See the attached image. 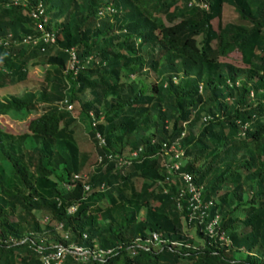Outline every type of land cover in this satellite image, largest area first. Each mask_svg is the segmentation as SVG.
Wrapping results in <instances>:
<instances>
[{
  "label": "trees",
  "instance_id": "16d2710c",
  "mask_svg": "<svg viewBox=\"0 0 264 264\" xmlns=\"http://www.w3.org/2000/svg\"><path fill=\"white\" fill-rule=\"evenodd\" d=\"M5 1L0 39L10 37L0 42V87L25 79L30 65L45 67L38 88L0 95V114L36 113L27 131L0 124V235L16 240L0 244V264H40L29 239L19 241L30 232H43L44 245L59 239L105 247L152 230L191 246L134 255L122 248L77 264H264V0H205L207 8L186 0ZM38 1L55 34L42 50V42L20 40L36 33L29 10ZM226 4L235 20H223ZM106 6L112 11L98 17ZM70 46L79 59L75 75L63 72ZM64 98L72 109L60 105ZM77 119L92 143L94 129L104 136L94 152L141 146L143 155L125 167L96 165L86 182L106 188L84 198L81 182L69 180L90 156L74 136ZM181 131V169L212 200L207 213H218L230 246L201 240L175 207L178 181L165 179L156 151Z\"/></svg>",
  "mask_w": 264,
  "mask_h": 264
},
{
  "label": "built area",
  "instance_id": "2783aa9c",
  "mask_svg": "<svg viewBox=\"0 0 264 264\" xmlns=\"http://www.w3.org/2000/svg\"><path fill=\"white\" fill-rule=\"evenodd\" d=\"M25 0H6L5 4H25ZM187 5H195L202 8H207V2L205 0H186ZM112 11L108 6L98 9V14H104ZM29 14L33 19V29L36 32L27 33L20 40L22 43L26 44H37L42 42L40 50L44 48V44L52 43L55 40V34L52 29L47 27V13L45 12V7L40 1L34 3L30 6ZM10 33L7 32L4 38L0 39V42L6 44L9 40ZM67 59L63 68L64 73L75 75L78 66L79 59L77 57L76 49L74 46L67 48ZM60 105H64L66 109H72V103L66 98L60 102ZM90 113V112H89ZM206 116V115H205ZM91 125H96V119L90 113ZM170 142H162L161 146L158 148L156 153L160 156L161 163L165 171V179L171 181H178V186L176 189L174 204L175 207L183 211L184 222L187 224L192 223L194 226L197 225L200 230L201 240L207 241L214 246H230V238L225 234L223 228L219 223V215L216 212L211 214L207 213L208 207L211 205V199H202L201 197V187L195 184L193 176L187 170L181 169L183 163V146L181 144V135ZM105 138L98 129L93 131V145L101 147L105 145ZM142 148L137 146L129 150H123L121 152L117 151H104L99 153L94 152V164L91 165L90 170H79L72 172L69 176V180H78L81 182L82 194L81 198L87 196L91 190L100 191L106 188L103 181L99 182L95 187H91L90 183L86 182L88 172L93 170L94 167L104 160L108 162H114L115 166H127L133 161L142 158ZM65 188H68L70 184L68 182H62ZM75 202L70 203L66 211L72 212L75 209ZM54 227L61 230L62 223L57 221ZM30 237H24L19 241L24 239H29L32 249L38 254L40 259V264H77L79 261H85L89 259L104 261L106 257L111 254L116 253L120 249H124L130 255L136 254L139 250L151 251L152 249L162 248L167 246L179 247L191 246L189 242L181 240H172L164 237L159 231L152 230L145 236H135L127 242L117 241L109 246H93L90 244H82L76 241H63L57 239L55 242H49V245H44L43 241L45 239L43 232H30ZM62 238L67 237V232L63 231ZM81 238H86L85 232H82ZM37 239V240H36ZM15 238L12 236L3 237L0 235V244L8 245L15 242ZM245 251V250H244ZM246 252V251H245ZM117 264V263H112Z\"/></svg>",
  "mask_w": 264,
  "mask_h": 264
},
{
  "label": "rangeland",
  "instance_id": "374dc122",
  "mask_svg": "<svg viewBox=\"0 0 264 264\" xmlns=\"http://www.w3.org/2000/svg\"><path fill=\"white\" fill-rule=\"evenodd\" d=\"M111 12V11H109ZM97 15L102 16L104 14H98ZM222 18L223 20H235V12L233 11V8L231 5L226 4L223 12H222ZM212 24L215 25V18L212 20ZM231 52V51H230ZM230 57H236L234 52L230 53ZM39 60H42L43 57H38ZM45 67V63H35L33 65L28 66L27 70V76L25 79L18 81L14 84H7L0 87V95L5 96L8 94H21L24 90H33L35 88H38L42 83V73L43 69ZM152 68V67H151ZM150 76H153L152 69L150 70ZM82 97V96H81ZM77 103L75 105L76 109ZM34 114H24L23 111L17 112V111H10L7 114H0V124L6 129L7 131L18 133L22 131H27V122L29 118L34 116ZM86 122L83 119H77L73 122L74 127V136L77 138V141L80 145V147L88 152H90V156L88 158V161L86 162L85 166L83 167L84 170H90L91 165L94 164V145L87 135V130L85 127ZM2 155L0 154V159ZM4 165V169L7 170L8 168V162L2 161L1 163ZM1 168V165H0ZM42 223V222H41ZM243 250V249H242ZM243 252V251H242ZM235 257H241L240 253H235Z\"/></svg>",
  "mask_w": 264,
  "mask_h": 264
}]
</instances>
